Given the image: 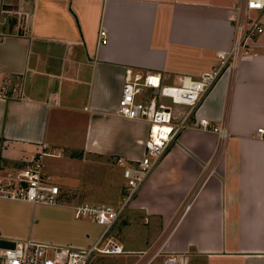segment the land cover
<instances>
[{"label":"crops","instance_id":"crops-1","mask_svg":"<svg viewBox=\"0 0 264 264\" xmlns=\"http://www.w3.org/2000/svg\"><path fill=\"white\" fill-rule=\"evenodd\" d=\"M237 2L0 0L1 168L24 169L45 144L56 155L44 172L61 189L53 206L0 199L1 240L95 242L102 228L74 209L119 207L118 160L146 154L149 125L117 115L126 72L174 85L214 70L233 44ZM254 52L197 110L225 138L186 129L118 221L124 234L147 231V249L127 252L133 264H264V34Z\"/></svg>","mask_w":264,"mask_h":264},{"label":"built area","instance_id":"built-area-1","mask_svg":"<svg viewBox=\"0 0 264 264\" xmlns=\"http://www.w3.org/2000/svg\"><path fill=\"white\" fill-rule=\"evenodd\" d=\"M231 9L233 44L229 50L217 53L219 64L214 70L203 73L198 79L182 78L174 85L164 84L160 74L126 72L117 115L149 125L146 154L134 164H125L122 158L118 160V164L125 166L124 178L127 182L118 209L89 204L74 209L77 219L93 221L102 228L95 242L89 247L76 248L34 240L19 241L15 242L13 249L0 247V264H91L98 255H124L123 247L111 233L182 133L194 127L217 134L221 139L226 136L222 125L212 126L207 120L198 122L197 110L224 75H232L243 60L256 55L255 48L264 34V0H238ZM164 99L169 100L176 110L165 104ZM258 134H264V129L258 130ZM2 151L3 140L0 139V199L51 206L59 204L61 189L44 172L43 164L44 158L56 155L55 152L42 144L24 169L4 175Z\"/></svg>","mask_w":264,"mask_h":264},{"label":"rangeland","instance_id":"rangeland-1","mask_svg":"<svg viewBox=\"0 0 264 264\" xmlns=\"http://www.w3.org/2000/svg\"><path fill=\"white\" fill-rule=\"evenodd\" d=\"M16 84L17 85L19 84V80L16 82ZM171 85H173V84H171ZM5 87H7V86H5ZM164 103L169 105V106H172L176 110V107L173 106L169 100L164 99ZM179 109H182V108H179ZM55 183L57 184L56 181H55ZM119 207H116L115 209H118ZM124 214L121 216V218L124 217ZM123 224L124 223H122L120 225V227L117 228L116 230L114 228L111 235L113 237H115L116 239L119 238V241L122 244L126 243V245L123 247V249L125 251L124 255L116 256V257L107 256V255H98L92 260L91 264H133L136 261V256H131V255H129L130 253L128 254L127 252L133 251L136 249H141V251H144L145 249H147L148 246H146V245L141 246V244H140V241L143 239V234H145V233L147 234V231L145 230V231L141 232L140 234H137V233H134V234L129 233V235L124 234V232L122 231L123 230L122 229ZM130 231L131 230L129 229V232ZM136 231H138V230H136ZM120 232H121V234H120ZM127 240H130V241H127ZM136 240H137V244L133 245L134 243H136ZM131 241H134V243H132ZM162 261H163V259H159L158 261H156L153 264H161Z\"/></svg>","mask_w":264,"mask_h":264},{"label":"water","instance_id":"water-1","mask_svg":"<svg viewBox=\"0 0 264 264\" xmlns=\"http://www.w3.org/2000/svg\"><path fill=\"white\" fill-rule=\"evenodd\" d=\"M0 247L13 249L15 248V242L0 239ZM166 264H178V262L175 259H170L166 262Z\"/></svg>","mask_w":264,"mask_h":264}]
</instances>
